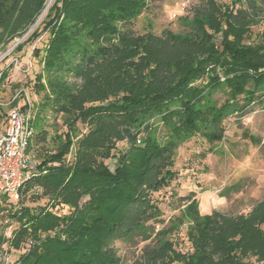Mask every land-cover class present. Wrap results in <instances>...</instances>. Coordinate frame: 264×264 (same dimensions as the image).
<instances>
[{"label":"trees","instance_id":"trees-1","mask_svg":"<svg viewBox=\"0 0 264 264\" xmlns=\"http://www.w3.org/2000/svg\"><path fill=\"white\" fill-rule=\"evenodd\" d=\"M158 1L55 0L30 36L48 34L37 76L42 100L32 105L37 131L28 148L37 171L19 202L0 199L3 216L19 224L2 241L29 247L0 264H121L115 241L136 237L154 245L131 264L264 262V200L248 214H203L192 191L170 225L157 229L165 220L153 198L177 179L175 155L183 142L195 135L221 141L226 117L264 99V30L250 41L263 6L205 0L188 32L135 35L134 21ZM47 2L0 0V48L25 34ZM70 75L85 77L83 86ZM218 90H227L222 105L212 98ZM43 113L67 127L52 148ZM124 140L129 146L117 156ZM113 157L114 169L106 162ZM43 198L46 204H26ZM184 224L192 251L178 250L171 238Z\"/></svg>","mask_w":264,"mask_h":264},{"label":"rangeland","instance_id":"rangeland-1","mask_svg":"<svg viewBox=\"0 0 264 264\" xmlns=\"http://www.w3.org/2000/svg\"><path fill=\"white\" fill-rule=\"evenodd\" d=\"M204 2L205 0L150 2L148 8L134 21L130 29L135 35L152 32L158 36H165L167 31L188 32L190 30L188 23L192 20L196 9ZM259 3L263 6H261L263 10L259 23L252 26L251 42H257L264 30V1L260 0ZM47 7L25 34L15 37L0 48V74L4 70L7 72L6 77L0 81L1 114L4 115L0 119V134L5 128L7 113L11 108L23 106L29 101L35 106L42 100L37 76L43 70L42 56L48 34L44 32L36 40L29 38L45 18L49 10ZM46 10V14L40 20ZM38 48L41 50L37 51ZM68 80L80 88L84 84L85 77L70 75ZM212 98L218 105L224 104L228 99L227 90L214 92ZM240 103H243L242 96ZM42 118L46 119L44 127L51 136H54L52 148L56 144V135L66 132L67 127L63 124L62 118L48 119V115L44 113ZM220 127L224 131L221 141L209 142L205 137L195 135L183 142L176 150L174 169L178 173L177 179L169 187L153 193V198L161 208L162 218L165 220L164 223L156 225L157 229L170 225L172 219L178 216L181 208L184 207L181 198L192 191L199 201L203 214H210L213 210L248 214L254 205L264 200V99L256 100L242 113L229 115ZM161 134L164 136L165 131L162 130ZM128 146V140L118 142L116 155L126 151ZM106 162L114 169L116 157ZM46 202V198L37 201L30 199L26 204L34 206ZM5 214L7 213L4 211ZM18 227L17 221L3 216V212H0V259L5 262L19 259L29 247V244H25L21 249H15L11 248L7 241H2L10 238ZM171 238L175 241L178 250L192 251L186 224L173 232ZM114 245L118 255L121 256V264H131L147 247H152L154 241L136 237L133 241L118 239ZM248 262L264 264L255 257L248 258Z\"/></svg>","mask_w":264,"mask_h":264},{"label":"built area","instance_id":"built-area-1","mask_svg":"<svg viewBox=\"0 0 264 264\" xmlns=\"http://www.w3.org/2000/svg\"><path fill=\"white\" fill-rule=\"evenodd\" d=\"M26 103L25 108L15 107L8 111L5 128L0 134V199L7 197L10 202L21 200L25 182L37 171V161L28 151L34 134L33 106L30 101ZM141 137L138 136L139 143Z\"/></svg>","mask_w":264,"mask_h":264},{"label":"bare ground","instance_id":"bare-ground-1","mask_svg":"<svg viewBox=\"0 0 264 264\" xmlns=\"http://www.w3.org/2000/svg\"><path fill=\"white\" fill-rule=\"evenodd\" d=\"M55 0H48V4H47V10L51 7V5L53 4ZM47 10L45 11V13L43 14V16L40 18V20L44 17V15L46 14ZM39 20V21H40Z\"/></svg>","mask_w":264,"mask_h":264}]
</instances>
